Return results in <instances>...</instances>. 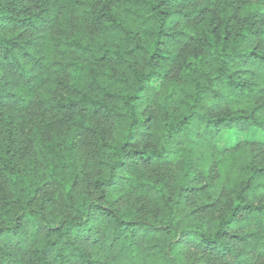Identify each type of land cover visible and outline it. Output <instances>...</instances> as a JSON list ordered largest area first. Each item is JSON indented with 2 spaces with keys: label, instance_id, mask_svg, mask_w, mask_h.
<instances>
[{
  "label": "trees",
  "instance_id": "trees-1",
  "mask_svg": "<svg viewBox=\"0 0 264 264\" xmlns=\"http://www.w3.org/2000/svg\"><path fill=\"white\" fill-rule=\"evenodd\" d=\"M254 127L264 0H0V264H264Z\"/></svg>",
  "mask_w": 264,
  "mask_h": 264
},
{
  "label": "rangeland",
  "instance_id": "rangeland-1",
  "mask_svg": "<svg viewBox=\"0 0 264 264\" xmlns=\"http://www.w3.org/2000/svg\"><path fill=\"white\" fill-rule=\"evenodd\" d=\"M40 115L37 113L34 115H31L30 116L31 120L32 121H39L38 119L44 120L45 116L44 115L40 116ZM245 139L264 141V130L261 128H255V127L252 128L249 132H242L238 129L225 130L219 135L217 146L220 150H226L232 147L233 145H235L240 140H245ZM83 151L86 152L87 149ZM134 197L136 199V195H134ZM120 204L121 206L128 205L125 201H122Z\"/></svg>",
  "mask_w": 264,
  "mask_h": 264
}]
</instances>
